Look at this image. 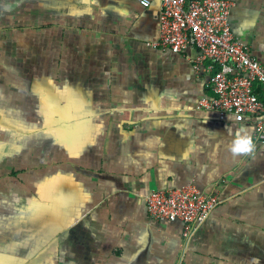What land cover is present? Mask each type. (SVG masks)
I'll use <instances>...</instances> for the list:
<instances>
[{
  "label": "crops",
  "instance_id": "crops-1",
  "mask_svg": "<svg viewBox=\"0 0 264 264\" xmlns=\"http://www.w3.org/2000/svg\"><path fill=\"white\" fill-rule=\"evenodd\" d=\"M264 62V0H231ZM160 1L0 0V264H264V142L225 120L197 49L159 38ZM239 128L255 150H227ZM195 183L220 204L184 238L153 190Z\"/></svg>",
  "mask_w": 264,
  "mask_h": 264
},
{
  "label": "built area",
  "instance_id": "built-area-1",
  "mask_svg": "<svg viewBox=\"0 0 264 264\" xmlns=\"http://www.w3.org/2000/svg\"><path fill=\"white\" fill-rule=\"evenodd\" d=\"M159 38L153 44L174 52L197 49L193 68L206 73L213 95L200 104L222 120L254 118V136L264 142V62L251 47L234 36L230 23L231 0H159ZM149 6L151 0H141ZM152 217L180 220L184 238L195 231L219 206L218 194L207 195L193 182L153 190L145 196Z\"/></svg>",
  "mask_w": 264,
  "mask_h": 264
},
{
  "label": "clouds",
  "instance_id": "clouds-1",
  "mask_svg": "<svg viewBox=\"0 0 264 264\" xmlns=\"http://www.w3.org/2000/svg\"><path fill=\"white\" fill-rule=\"evenodd\" d=\"M230 135L233 137L228 144V152L233 157L250 155L255 150V142L249 130L239 128L235 132L229 130Z\"/></svg>",
  "mask_w": 264,
  "mask_h": 264
}]
</instances>
